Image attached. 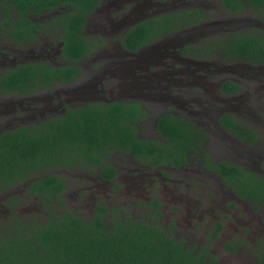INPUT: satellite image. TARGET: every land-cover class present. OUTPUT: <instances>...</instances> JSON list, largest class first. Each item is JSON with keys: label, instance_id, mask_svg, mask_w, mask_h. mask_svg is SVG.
I'll return each instance as SVG.
<instances>
[{"label": "rangeland", "instance_id": "obj_1", "mask_svg": "<svg viewBox=\"0 0 264 264\" xmlns=\"http://www.w3.org/2000/svg\"><path fill=\"white\" fill-rule=\"evenodd\" d=\"M222 4V0H102L90 14L84 28L90 53L76 65L81 69L79 79L57 89L65 90L60 94L69 98L60 99H69L68 104L71 105L75 102L74 98L70 97L80 95L85 104L80 102L78 106L104 104L106 102L101 99L104 98V94L117 92L125 94V90H129L130 74L127 79L121 71L137 58V55L128 53L130 50L124 45L128 29L124 23L127 18L145 20L161 14L197 8L206 15V19L199 25L185 24L184 30L179 34L172 33L157 42L162 38L160 36L151 42L147 53L144 54L146 58L140 61L144 64H140L139 67L144 66V69L136 67L137 70L134 68L132 72L140 81L147 77L151 79L146 87L143 88V84L139 85L138 93L129 95L144 94V98H160L162 95L172 93L175 98L185 100L192 93L196 102L189 109L198 113L194 116L190 112L183 113L194 120L193 126L199 141L205 146L206 152L210 153L207 161H204L199 150L198 153L191 155L184 168L175 172L170 170L169 166L163 168L155 166L151 159L138 158L120 149L106 150L101 166L88 164L85 160H80L85 157H78L79 155L75 154L77 161L82 162L80 167L71 169L54 165L29 175L26 182L19 183L9 190L0 191V229L10 225L15 214L28 223L35 219L39 222L47 220L50 214L47 205L28 188L35 181L54 173L70 180L66 195L62 197L64 201L58 200L54 203L58 213L70 212L90 221L106 207L108 225L112 226L119 220L132 217L137 222L159 225L166 235L183 240L186 246L195 248L196 252H201L203 246H209V254L211 258L216 259L217 264H259L258 249L264 241V207L257 210L252 201L236 197L223 179L206 165L228 161L244 165L246 169L260 174L263 172L264 63L227 58L226 54L233 36L264 27V11L259 12L252 6H246L244 11L232 13L222 8ZM215 7L219 8L220 12H217ZM58 13L59 10L31 15L30 18L35 23L48 27L41 28L33 40L23 44L8 38L6 30H0V78L9 70L6 63L19 57H25L29 62L53 66L69 65L68 61L65 63L61 59L62 27L52 18ZM116 25L124 28L115 30ZM182 26L183 24H179L175 30H180ZM181 38L191 42L187 44H195L196 48L208 50L204 49L205 54L199 52L194 56L184 55L183 58L179 57V60L176 53L179 52ZM151 51L155 54L153 58L149 55ZM195 64L201 66V70L197 71H201L205 77L198 79L191 90L179 89L169 92L167 89L178 82L176 77L179 75L175 71L187 72L188 68H195ZM210 69L211 72L207 73ZM205 74H208V77ZM97 77L103 79L95 80ZM205 78L210 82L208 84L218 85L219 89L222 82L227 79L237 80L242 86L235 94L224 95L223 102L203 92L201 87H205ZM91 82L95 83L93 91L89 92ZM41 92L44 96L56 94L53 90ZM54 99L57 105L58 98ZM161 101L173 102V99ZM12 102L13 106H17L16 110H12L10 106ZM156 104L160 105L156 101L150 103L152 106ZM172 105L177 106V102ZM178 106L177 110L183 111L184 106L181 102ZM4 108L8 112L4 111ZM147 108L149 109L146 117L138 127L142 136L158 140L161 135L157 123L161 113L152 107ZM18 111L19 102L14 93L2 96L0 129L6 127L2 119L18 117ZM225 113H231L239 122L255 128L259 134L258 139L255 142L244 141L238 134L224 128L220 121ZM108 164L116 165L120 171L117 179L112 182H106L99 177L102 167ZM16 207L18 212L12 209ZM218 223L224 225V230L216 239L211 240ZM238 241L243 242L241 247L234 251L228 248L230 242Z\"/></svg>", "mask_w": 264, "mask_h": 264}, {"label": "trees", "instance_id": "obj_2", "mask_svg": "<svg viewBox=\"0 0 264 264\" xmlns=\"http://www.w3.org/2000/svg\"><path fill=\"white\" fill-rule=\"evenodd\" d=\"M102 0H0L3 14L17 25L12 29L15 38L33 34L37 24L31 14L55 12L54 22L62 27L63 54L77 61L90 51L84 34L88 15ZM231 11H241L246 2L224 0ZM258 11H264V0H248ZM200 13L197 11V14ZM193 11L173 12L152 17L132 27L124 37V45L136 50L151 43L162 34L175 31L179 24H192ZM17 15L18 19L15 18ZM200 13L195 20H202ZM228 58L264 63V29L233 36ZM75 66L53 68L44 64H28L4 73L0 78V94L26 93L41 86H49L55 79L72 80L77 75ZM232 83H228L231 85ZM227 85V86H228ZM236 87H230L234 90ZM139 103L91 104L70 111L65 117L42 125L21 127L0 135V191L26 182L29 175L52 165H79L82 161L100 165L106 150L120 149L154 163L166 161L178 164L185 159V148L192 137L200 141L193 123L179 120L171 114L160 117L158 129L168 144L150 141L139 136L135 124L143 119ZM224 125L235 129L243 139L254 141L257 133L239 124L231 116ZM85 157L77 161V156ZM240 197L254 205L264 206V167L257 173L228 162L209 163ZM111 166L104 167L103 176L115 177ZM65 180L50 173L29 186L39 195L50 212L47 220L24 222L16 214L10 225L0 229V264H216L208 246L201 252L186 246L183 240L166 235L157 224L135 221L132 217L108 225L104 207L87 221L70 212L58 213L55 201H64L61 193ZM217 226L216 238L222 229ZM264 248V244L262 245ZM260 264H264V253Z\"/></svg>", "mask_w": 264, "mask_h": 264}, {"label": "flooded vegetation", "instance_id": "obj_3", "mask_svg": "<svg viewBox=\"0 0 264 264\" xmlns=\"http://www.w3.org/2000/svg\"><path fill=\"white\" fill-rule=\"evenodd\" d=\"M222 1H223V4L221 6H222V8L226 9L227 11H230L232 13H237V12L239 13V12L244 11V9H242L241 11H231L225 5L224 0H222ZM241 1L246 2L247 3L246 6H251L248 3V0H241ZM215 9H216L217 12H220V9L219 8L215 7ZM263 9H264V7H263ZM188 10L193 11L195 13L194 15H196L195 16L196 18H198V16L200 15V13L203 14L202 20H200V21L198 20L199 18L197 20H195V17H193L194 19L192 21H189L188 22V23L194 22L191 25H194V26L199 25L201 22H203L206 19L205 13L202 12L201 10L197 9V8H191V9L189 8V9H185V10H182V11H179V12H185V11H188ZM255 10H257V9H255ZM94 11H92V12H94ZM197 11L200 12V13L197 14ZM0 12L2 13V15L0 16V30H2V29L6 30V33H7L8 38H12L18 44H23L25 42H29V41L33 40L35 38L36 33H38V31L41 28H47L48 27V26H45V25L36 23L37 24V26H36L37 28L33 30V34L31 33V35H28V36H26L24 38H17V37L15 38L14 36H12L11 30L12 29L17 30L16 23L13 22L12 20H8L7 19L6 15L3 14V8L1 6H0ZM259 12H262V11H259ZM45 13H48V12H45ZM42 14H44V13H42ZM90 14L87 17V21H88V18L90 16ZM33 15H37V14H33ZM38 15H41V14H38ZM153 17H156V16H153ZM15 18L18 19L17 15H15ZM150 18H152V17H149V18H147L145 20H133V18L128 17L127 20L124 23L125 28H128L126 31H129L132 27H134V26L138 25L139 23H142L143 21H146V20H148ZM185 24H187V23H185ZM185 24H183V26H182L183 29L181 28L180 30H175V31L170 32V33L162 34L161 35L162 38H159L157 40V42L160 41V40H162V39H165L166 36H168V35H170L172 33H178L179 34V32L181 30H184ZM123 28L124 27H120L119 25H116L115 26V30H119V29H123ZM262 29H264V27H262L261 29H258V30L260 31ZM258 30H255V31H258ZM62 43L63 44H62L61 59L65 63L68 61L69 62V65H57V66H53V65H49L47 63L29 62L27 60V58H25V57H19V58H15L10 63H6L7 65H9L6 68H9L8 71H12V70H15V69H17V68H19L21 66L28 65V64H44V65H48V66L53 67V68H62V67L67 68V67H70V66L77 67L76 65L78 63H80L90 53V51H89L87 55H85L82 59H79L77 61H73V60L67 59V58H65V56L63 54V45H64V42H62ZM187 43H191V42H189V40H187V39L184 40L183 38H181V41H180V44L181 45L179 47V52L176 53V57L179 60H180L179 57H182L183 58L184 55H193L194 56V55H198L199 52L205 54L206 52H205L204 49H206V51L208 50L207 48L199 49V48H196V45L195 44H191L190 45V44H187ZM185 44H186V46L184 47ZM150 45H151V43H148V44H145V45H143L142 47H140V48H138L136 50H130L131 52L130 51L129 52L127 51L130 54H133L135 56L137 55L136 60H134V62L131 63V64H129L128 66H126V67L124 66L123 67V70L121 71V74H123L127 79L129 78V74H130V80L131 81L129 82L128 86H129V90H132V91L125 90L126 91L125 94H123V93L121 94L120 92H117V94H113V93H109L107 95L104 94V98L105 99L104 98H101V99L106 102L104 104H113V103H139L140 106H141V108L144 111L143 112V119L141 121H143L144 118L146 117L147 111L149 109V108H147V106H149V107H152V109H154V110H156V111H158V112L161 113L160 116H159V118H158V120L160 119V117H163V116H165L167 114H171L172 116H174L175 118H178L179 120H185L187 122H190V123H193L194 124V120H192V117H190L189 115L183 113V112H190V113L193 114V116L196 113H198V112H196V111H194L192 109H189V108L192 107L193 103L196 102L195 101V98L193 97V94L192 93H190L189 97L187 99H185V100H182L183 98H175L172 93H168L170 96H168V94H167V95H162L160 98H144V94L143 95L142 94H136V95L132 94V96L129 95L131 93H138L139 92L138 91L139 90V85H142L143 84V88H144V87L147 86L146 84L151 79V78L148 79V77H147V78H142V80L140 81L139 80L140 78L137 77L136 75H134L132 73V72H134L133 69L136 68V67L137 68L144 69V66L139 67L140 64H142V65L144 64V62L142 63L140 61L141 60H144L146 58V56H144V54L147 53L148 47ZM140 51H145V52L142 53V54H136V53H140ZM149 55H150L151 58H153L155 54H154V52L151 51V52H149ZM192 59H195V58H192ZM242 61H244V60H242ZM246 62H248V61H246ZM253 63H257V62H253ZM195 66H196L195 68L194 67L188 68L187 70H189V71L186 70L187 72H184V71H175V73H177L179 75V76L176 77V79L178 80V82L175 83L172 88H169V89H167V87H165V88L169 92H172V90H179V89H181V90H191L192 86L195 85V83L197 82L198 79L205 77V76H202V72L201 71H197V69L201 70V66H199V65L197 66L196 64H195ZM6 68H4V69H6ZM137 68L135 69V71L137 70ZM77 69H78V73L74 77V79H72V80H63L61 78H58V79H55L53 82H51L49 86H41V87L35 88L34 90L29 91V92H26V93H15L14 92V95L16 96V98H18V102H19V111H18V115H17L18 117L14 116L12 118H9V120H7L6 118L5 119L3 118L2 120H4V125L6 127L3 130L0 129V135H2L3 133H6L8 131H13L15 129H19V128L24 127V126H26V127H31V126H35V125L39 126V125H42L44 123H48V122H50L53 119L60 118V117H65L70 111H75L76 109L83 108V107H87V106L91 105L92 103L91 104H88V105H85V106H78L80 102H83V104H85V101L81 98L80 95H74V96L70 97V98H74L73 99V101L75 102L74 105L68 104L69 99H65V100L60 99V98H69V96H67V95H61L60 94L61 91L65 92L64 89H60V90H57V89L61 85L67 86V85H70L72 83H75L79 79V77L81 75V69L79 67H77ZM8 71H6V72H8ZM209 72H211V69L207 73H209ZM205 75H207V77H208V74H205ZM91 77H93V76H91ZM190 77H192V78H190ZM88 79H89V76H88ZM96 79H103V78L97 77V78H95V80ZM205 82H206L205 87L204 88L201 87V89L203 90V92L207 96H211L212 98H217V100H221L223 102H224V100L222 98H224L223 97L224 95H229V94L232 95V94H235L236 91H238L239 88L242 86L240 82H237V80H234V79L224 80V82H222V84H221L222 87L220 89H219L218 85L213 86L212 84H208L210 82L206 81V78H205ZM94 83L95 82H93V83L91 82V85L88 87L89 92H92L93 91L92 89H93ZM228 83H232V84L231 85H228ZM206 85H207V87H206ZM114 86L116 87L117 84H115ZM196 86H198V85H196ZM232 86L233 87H236V88L234 90L229 89ZM196 88H198V87H196ZM52 90L55 91V93H56L55 95L44 96L42 94V92H41V91H52ZM100 91H102V89H100ZM220 91L222 93H220ZM7 93H13V92L1 93L0 94V98L2 96H4L5 94H7ZM177 94L182 95L180 93H177ZM113 96H115L116 98L117 97H123V98L114 99ZM129 97L131 99H126V98H129ZM134 97H141V98H134ZM179 97H181V96H179ZM43 98H45V99H43ZM54 98H58V104L57 105H55V102L56 101H55ZM168 98L173 99V102L165 101L163 103V101H161V100H165V99H168ZM127 100H130V101H127ZM153 101L158 102V104H160V105L159 106H157V104L154 105V106L150 105V103L153 102ZM176 102H177V106L176 105L175 106L172 105L173 103H176ZM180 102L184 106L183 111L177 110L179 108L178 104ZM13 104H14V102H12L10 104V106L12 107V110H16V107L17 106H13ZM4 111L8 112L5 108H4ZM184 115H186L188 118H186ZM226 116L233 117V115L231 113H225L222 116V118H221L220 124L224 128H226V129L230 130L231 132H233V134H235L236 133L235 129H233V128L230 129L229 127H227V126L224 125V122L223 121H224V118ZM10 119H12V120H10ZM8 121H10L9 124H8ZM140 122H138L137 124H135V127L138 128L137 132H138V134H139V136L141 138L146 139V140H150V141H158V142H160L162 144H165V143L168 144L165 136L158 129V125H157V129H158V132L161 135V138L160 139L155 140V139H151V138H149L147 136H142L141 135L142 133L140 132V128L138 127V124ZM237 122H239V121L237 120ZM239 124H241L243 126H247V127L251 128V129H253L257 133V135H258L257 136V139H258L259 134L255 130V128H253V127H251L249 125H246V124L244 125L241 122H239ZM256 140H254V142ZM244 141L253 142V141H251L249 139H244ZM199 145L200 146H198V141L195 138L192 137V143H189L187 145V147L185 148V155H184L185 159L180 164H178V161L180 160V158H183V157L177 158L175 160V162H170L168 160L166 161L164 159L162 161V163H154L153 161L151 163L153 165H155V166L162 167V168L163 167H166V166H169L171 168L170 170L176 172V171H179L180 169L184 168V166L188 164L187 162L190 160L191 155H193L195 153H198L199 150H201V153L203 154L204 161H207V157H208V155H210V153L208 151L206 152L205 146H203V144L201 142H200ZM135 157H138V156H135ZM222 162H228V161H219V162H216V163H213V164L216 165V164H219V163H222ZM103 163H104V158L102 159V164ZM228 163H230V162H228ZM88 164L97 165V164H93V163H88ZM102 164L97 165V166H101ZM231 164H233V163H231ZM79 165H76V166H73L71 164H69V165H62V168H66V167L69 168L70 167L72 169V168L80 167ZM208 165H209V163L206 165L209 168ZM235 165L242 166L244 169H246L244 165H241V164H235ZM52 166H54V165H52ZM52 166H50V167H52ZM59 166H61V165H59ZM107 166H111L115 170V172H116L115 177L108 178V177H104L103 176V169H104V167H107ZM209 169H211V168H209ZM211 170H213V169H211ZM246 170H249V169H246ZM119 172H120L119 171V168L116 165H114V164H110L109 165L108 164V165H105V166L102 167L99 177H100L101 180H104L106 182H112V181H115L117 179V176H118V173ZM214 172H216V171H214ZM56 175H58V174H56ZM58 176L61 177L60 175H58ZM61 178H63L65 180V188H64V190L61 193V197H63V196L66 195V192L68 190V186L70 184V180H69L68 177H65L64 178L62 176ZM223 181L225 182L226 185H228L225 179H223ZM96 188H98V187L96 186ZM89 190H91V187L89 188ZM231 190L233 191V193L235 194V196L238 197L239 199H241V200H247V199H245L243 197H240L233 189H231ZM33 195H36V194H33ZM36 196L40 197L39 195H36ZM13 198H15V197H13ZM248 201H250V200H248ZM255 207L257 208V210H259L260 209L259 207H264V206L258 204V205H255ZM256 208H254V209H256ZM12 209H14L13 211L18 212L16 210L17 207L16 208H12ZM219 224H222V223H218V225ZM222 226L223 227L219 231V233L216 236V238L224 230V225L222 224ZM216 230H217V227L214 230V232ZM213 233L211 235V240H214L213 239ZM242 238H244V237H242ZM242 244H243L242 241H238L237 243L230 242L227 246H228V248H230L231 250L234 251L237 248L241 247ZM263 244H264V241L260 244V247L258 249V263L259 264H260V261H261V255L264 253V248L262 246ZM216 264H217V261H216Z\"/></svg>", "mask_w": 264, "mask_h": 264}]
</instances>
